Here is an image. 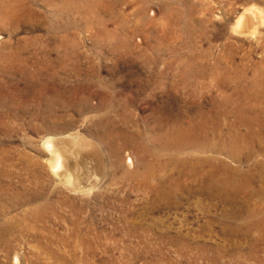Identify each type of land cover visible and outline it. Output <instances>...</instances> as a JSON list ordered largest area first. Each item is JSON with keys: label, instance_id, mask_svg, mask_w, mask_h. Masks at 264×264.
I'll return each instance as SVG.
<instances>
[{"label": "rangeland", "instance_id": "374dc122", "mask_svg": "<svg viewBox=\"0 0 264 264\" xmlns=\"http://www.w3.org/2000/svg\"><path fill=\"white\" fill-rule=\"evenodd\" d=\"M0 264H264V0H0Z\"/></svg>", "mask_w": 264, "mask_h": 264}, {"label": "bare ground", "instance_id": "6f19581e", "mask_svg": "<svg viewBox=\"0 0 264 264\" xmlns=\"http://www.w3.org/2000/svg\"><path fill=\"white\" fill-rule=\"evenodd\" d=\"M247 15V14H246ZM246 15H245V13H242L239 17H238V19L236 20V22H235V29L234 30H236V28H241V27H246L247 26V24H249L248 23V18L246 17ZM249 18H250V16H249ZM251 20H249V22H250ZM252 24H253V22H252ZM251 27V26H250ZM245 29V28H244ZM242 30V29H241ZM250 118V117H249ZM248 122V121H247ZM246 123V122H245ZM163 128V127H162ZM161 130V129H160ZM159 130V131H160ZM193 130V127L191 128V129H188V130H186V131H184V130H182V128H178V127H174V128H169L167 131H165L164 133H159V135L158 136H153V137H148V140H155V139H158V140H161L164 144H167L166 142H167V140L170 138V140H172L173 138H176V139H179V140H181L180 139V137L181 136H184V135H186L185 136V138H188V136L191 138V134H192V131ZM255 131V130H254ZM150 132H152V131H150ZM254 135H255V133L253 132V129L252 130H248L245 134H244V137H247V138H249V139H252L253 137H254ZM125 137L127 138V140L129 141H133V140H139V137H141V135H140V132H130L129 134L127 133V134H125ZM243 137V138H244ZM185 138H184V140H185ZM255 139V138H254ZM169 142V141H168ZM45 143H46V146L48 147V148H50L51 149V153H52V156H53V160H52V162H53V166H54V169H57V168H59V167H61L63 170H64V172H66L67 173V170L69 169V165L67 164V162L65 163L64 162V164L62 163V161H63V159L64 158H61V153H60V150L57 148V146L55 145V144H53V143H55V142H53L50 138L49 139H47L46 141H45ZM139 143V142H138ZM141 143V142H140ZM145 143V142H144ZM149 143V142H148ZM158 143V142H157ZM161 143V142H160ZM171 143V142H170ZM192 143V142H191ZM136 144V143H135ZM162 144V143H161ZM169 144V143H168ZM172 144V143H171ZM130 145V144H129ZM139 145H141V144H139ZM150 145V144H149ZM157 145V144H156ZM179 145V144H178ZM177 145V146H178ZM194 145H196V144H194ZM142 146V145H141ZM148 146V145H147ZM165 146V145H164ZM193 146V145H192ZM137 147H138V145H137ZM145 147V146H144ZM186 147V146H185ZM147 148V147H146ZM182 148V147H181ZM250 148V147H249ZM253 148V147H252ZM133 149H134V147H133ZM163 149V148H162ZM137 150V149H136ZM135 150V151H136ZM139 150H142V149H139ZM149 150V149H148ZM179 150V149H178ZM181 150V149H180ZM150 152H152V151H150ZM181 152V151H180ZM179 152V153H180ZM149 153V152H148ZM182 153V152H181ZM178 154V153H177ZM63 157H64V155H63ZM153 157H154V155H153ZM62 159V160H61ZM183 160V159H182ZM188 160V159H187ZM198 161V160H197ZM51 162V163H52ZM190 163V162H189ZM189 165V164H188ZM60 169V168H59ZM197 172V171H196ZM208 171L207 170H205L204 172H202V174L206 177V178H208V181L207 182H209V180H210V185H212V186H215V187H227V185H228V182H227V178H225V179H219V178H217L214 174H212V173H207ZM68 175V174H67ZM70 175V174H69ZM230 179V178H229ZM211 183H213V184H211ZM202 186L200 185V188H201ZM203 187H204V185H203ZM236 189V188H235ZM231 190V189H230ZM205 191V190H204ZM207 193V192H206Z\"/></svg>", "mask_w": 264, "mask_h": 264}]
</instances>
